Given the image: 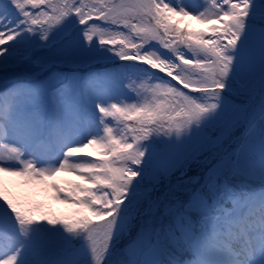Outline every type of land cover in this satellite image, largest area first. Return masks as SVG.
Here are the masks:
<instances>
[{"label": "snow or ice", "instance_id": "obj_1", "mask_svg": "<svg viewBox=\"0 0 264 264\" xmlns=\"http://www.w3.org/2000/svg\"><path fill=\"white\" fill-rule=\"evenodd\" d=\"M0 9V264H264V0Z\"/></svg>", "mask_w": 264, "mask_h": 264}, {"label": "rangeland", "instance_id": "obj_2", "mask_svg": "<svg viewBox=\"0 0 264 264\" xmlns=\"http://www.w3.org/2000/svg\"><path fill=\"white\" fill-rule=\"evenodd\" d=\"M0 10H2V9H0ZM144 75H145V73H143L142 69H130L127 72L126 79L123 81V83L129 82V80L139 81ZM124 96H125V99L128 98L126 92L124 93ZM111 98H118V97H111ZM89 151H91V149H89ZM4 179H5L6 187H8L12 192H14V194L17 197L24 198L27 195L28 190L20 187L18 185V182L15 180V178L5 177ZM36 199L40 200V197H36ZM59 207H61V206H59Z\"/></svg>", "mask_w": 264, "mask_h": 264}, {"label": "trees", "instance_id": "obj_3", "mask_svg": "<svg viewBox=\"0 0 264 264\" xmlns=\"http://www.w3.org/2000/svg\"><path fill=\"white\" fill-rule=\"evenodd\" d=\"M189 24L191 25V27H192L193 29H198L197 26H195L194 23L191 22V23H189ZM57 214H62V213H57Z\"/></svg>", "mask_w": 264, "mask_h": 264}]
</instances>
